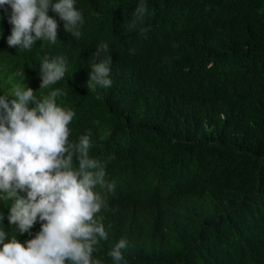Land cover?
Here are the masks:
<instances>
[{"label":"trees","instance_id":"16d2710c","mask_svg":"<svg viewBox=\"0 0 264 264\" xmlns=\"http://www.w3.org/2000/svg\"><path fill=\"white\" fill-rule=\"evenodd\" d=\"M144 2L143 23L130 27L140 0H76L79 38L49 10L57 40L31 50L8 46L11 8L0 7V95L16 84L38 98L61 89L57 104L75 113L69 139L91 133L90 156L115 183L102 216L108 238L94 259L114 264L108 253L125 239L121 264H264V0ZM102 42L109 88L89 81ZM57 56L67 61L65 79L39 89L40 64ZM10 203L0 200L5 242L33 238L8 224Z\"/></svg>","mask_w":264,"mask_h":264},{"label":"clouds","instance_id":"9594fccd","mask_svg":"<svg viewBox=\"0 0 264 264\" xmlns=\"http://www.w3.org/2000/svg\"><path fill=\"white\" fill-rule=\"evenodd\" d=\"M4 5L11 8L9 47L31 50L37 40L55 43L59 25L49 10L64 22L65 32L81 36L84 19L76 0H0V7ZM146 13L140 0L130 27L142 24ZM95 55L104 58L90 65L89 81L108 88V44L100 43ZM66 65L63 56L45 57L39 89L64 80ZM35 92L16 84L10 95H0V200L11 202L8 224L20 234L41 222L39 232L24 244L16 236L5 242L9 234L0 229V264H102L93 254L108 233L97 214L114 194L115 183L106 180L105 165L90 156V132L70 141L75 113L57 104L66 93L55 89L38 98ZM127 247L128 241L120 239L108 253L114 264L124 261Z\"/></svg>","mask_w":264,"mask_h":264},{"label":"bare ground","instance_id":"6f19581e","mask_svg":"<svg viewBox=\"0 0 264 264\" xmlns=\"http://www.w3.org/2000/svg\"><path fill=\"white\" fill-rule=\"evenodd\" d=\"M102 1L104 2V0H102ZM114 1H115V0H114ZM81 4H82V2H81ZM91 4H92V3H91ZM101 4H102V3H101ZM101 4H100V6H101ZM104 4H105V3H104ZM104 4H103V5H104ZM107 4H109L108 1H107ZM107 4H105V5H107ZM110 4H111V2H110ZM78 5H79V4H78ZM88 5H89V4H88ZM79 6H80V5H79ZM83 6H84V5H82V7H83ZM79 8H80V7H79ZM9 9H10V7L7 8V9H5L4 11H2V14H6L5 12H6L7 10H9ZM8 13H11V12H8ZM86 14H88V13H86ZM120 29H121V28H120ZM122 29H123V28H122ZM119 31H120V30H119ZM63 35H64V34H63ZM0 36H1V34H0ZM9 36H10V34H2V37H4L5 39H7ZM158 36H159V35H158ZM64 39H65V38H64ZM64 41H65V40H64ZM69 42H70V41H69ZM69 42H68V43H69ZM52 44H53V43H52ZM152 44H153V43H152ZM152 44H151V45H152ZM176 45H177V44H176ZM78 46H80V45H78ZM71 47H72V46H71ZM47 48H48V47H47ZM43 50H44V49H43ZM79 51H80V49H79ZM79 53H80V52H79ZM36 54H37V53H36ZM78 55H79V54H78ZM94 58H95V57H94ZM157 59H158V58H157ZM148 62H149V61H148ZM145 63H146V62H145ZM147 65H148V64H147ZM16 66H17V65H16ZM88 66H89V65H88ZM137 66H138V65H137ZM154 67H155V66H154ZM126 71H127V70H126ZM11 73H12V72H11ZM35 79H36V78H35ZM110 79H111V78H110ZM147 79H148V78H147ZM36 81H37V79H36ZM39 81H40V79H39ZM36 84H37V83H36ZM68 84H69V83H68ZM91 84H92V83H91ZM113 84H115V83H113ZM113 84H112V85H113ZM122 85H123V84H122ZM35 86H36V85H35ZM66 86H67V85H66ZM93 86H94V85H93ZM113 86H114V85H113ZM108 88H109V87H108ZM122 88H124V87H122ZM84 90H85V89H84ZM90 90H91V89H90ZM109 91H110V90H109ZM44 92H45V91H44ZM92 92H93V91H92ZM99 92H101V91H99ZM131 92H132V91H131ZM173 92H175V91H173ZM96 93H97V92H96ZM102 94H104V93H102ZM106 94H107V92H106ZM124 94H125V93H124ZM128 95H129V94H128ZM173 95H174V93H173ZM38 96H39V95H38ZM126 96H127V95H126ZM129 96H130V95H129ZM103 97H104V96H103ZM105 97H106V96H105ZM131 97H132V96H131ZM137 97H139V96H137ZM164 97H166V96H164ZM169 97H170V96H169ZM174 97H175V96H174ZM179 97H180V96H179ZM58 98H59V97H58ZM58 98H57V100H58ZM101 98H102V97H101ZM161 98H162V97H161ZM167 99H168V98H167ZM130 100H131V99H129V101H130ZM164 100H165V99H164ZM169 100H171V99H169ZM173 100H174V99H172V102H173ZM57 102H59V101H57ZM161 102H162V101H161ZM164 103H165V102H164ZM140 104H141V103H140ZM171 104H172V103H170V105H171ZM127 106H128V105H127ZM168 106H169V105H168ZM172 106H173V105H172ZM178 106H179V105H178ZM124 107H125V106H124ZM124 107H123V108H124ZM144 107H145V106H144ZM174 107H175V106H174ZM181 107H182V106H181ZM135 108H136V107H135ZM169 109H170V108H169ZM176 109H177V107H176ZM178 109H179V108H178ZM180 109H181V108H180ZM124 110H125V108H124ZM76 111H77V110H76ZM79 111H80V110H79ZM169 111H170V110H169ZM171 111H172V110H171ZM100 112H101V111H100ZM127 112H128V110H127ZM125 113H126V112H125ZM182 114H183V113H182ZM121 115H122V114H121ZM121 115H120V116H121ZM125 115H127V113H126ZM128 115H129V114H128ZM131 116H132V115H131ZM80 117H81V116H80ZM126 117H127V116H126ZM228 117H229V116H228ZM127 118H128V117H127ZM229 118H230V117H229ZM239 119H240V118H239ZM74 120H75V119H74ZM127 120H128V119H127ZM228 120H229V119H228ZM232 120H233V119H232ZM173 121H174V120H173ZM175 121H176V120H175ZM234 121H236V120H234ZM74 123H75V122H74ZM128 123H129V122H128ZM75 124H76V123H75ZM238 124H239V123H238ZM233 129H234V128H233ZM74 132H76V131H74ZM71 133H72V132H71ZM136 133H137V132H136ZM72 134H73V133H72ZM124 135H125V134H124ZM72 138H73V137H72ZM72 138L70 137V139H72ZM129 138H130V137H129ZM130 139H131V138H130ZM70 141H72V140H70ZM73 141H74V139H73ZM126 141H128V139H127ZM225 141H226V140H225ZM225 141H224V142H225ZM120 142H121V141H120ZM122 142H123V141H122ZM126 143H127V142H126ZM115 148H117V147L115 146ZM115 148H114V149H115ZM112 150H113V149H112ZM112 153H113V151H112ZM113 155H114V154H113ZM113 155H111V156L113 157ZM106 157H108V156H106ZM109 157H110V156H109ZM112 157H111V158H112ZM112 160H113V158H112ZM112 160H111V161H112ZM129 161H130V160H129ZM132 161H133V160H132ZM128 164H129V163H128ZM130 164H131V163H130ZM134 164H135V163H134ZM134 164H133V165H134ZM126 165H127V164H126ZM128 166H129V165H128ZM128 166H126L127 169H128ZM134 166H135V165H134ZM108 167H110V166L108 165ZM124 167H125V166H124ZM131 167H133V166H131ZM129 168H130V167H129ZM125 172H126V171H125ZM127 172H128V171H127ZM126 181H128V180H126ZM117 184H118V183H117ZM121 184H122V183H121ZM131 186H132V185H131ZM178 190H179V189H178ZM116 191H117V190H116ZM124 192H125V191H124ZM175 192H176V191H175ZM127 193H128V191H127ZM183 198H184V196H183ZM108 200H109V199H108ZM135 200H136V199H135ZM120 201H121V200H120ZM187 201H188V200H187ZM190 201H191V199H190ZM111 202H115V200H114V201H111ZM111 202H110V203H111ZM121 202H122V201H121ZM133 202H134V201H133ZM118 203H119V202H118ZM123 203H124V201H123ZM128 203H130V202H128ZM164 203H165V202H164ZM169 203H170V201H169ZM174 203H175V201H174ZM176 203H177V202H176ZM108 204H109V203H108ZM119 204L121 205L122 203H119ZM124 204H125V203H124ZM130 204H131V203H130ZM132 204H133V203H132ZM132 204H131V205H132ZM137 204H138V203L134 204V206L137 205ZM139 204H140V202H139ZM139 204H138V206H140ZM165 204H166V203H165ZM171 204H173V203H171ZM111 205H112V204H111ZM113 205H114V204H113ZM125 205H126V204H125ZM168 205H169V204H168ZM175 205H176V204H175ZM180 205H181V204H180ZM9 206H10V205H9ZM108 206H109V205H108ZM115 206H116V203H115ZM134 206H133V208H134ZM173 206H174V204H173ZM173 206H172V207H173ZM110 207H112V206H110ZM154 207H155V206H154ZM129 208H130V207H129ZM138 208H139V207H138ZM174 208H175V206H174ZM179 208H180V207H178V209H179ZM183 208H184V207H183ZM189 208H190V206H189ZM120 209H121V208H120ZM140 209H142V208H140ZM156 209H157V208H155V212H157ZM159 209H160V212H161V211H164V210H162V209H164V208L161 209V208L159 207ZM172 209H173V208H172ZM134 210H135V209H134ZM180 210H181V209H180ZM180 210H179V211H180ZM109 211H110V210H108V209L105 207V209H102V210L100 211V214H97V215H99V218H100V217L103 216L104 212H105V213H108ZM137 211H138V210H137ZM142 211H144V214H147V215L149 214V213H148L149 210H148L147 212H145V211H146L145 209L142 210ZM153 211H154V208H153ZM110 212H111V211H110ZM149 212H150V211H149ZM151 212H152V209H151ZM158 212H159V211H158ZM165 212H166V211H165ZM118 213H120V212H118ZM101 214H102V215H101ZM108 214H109V213H108ZM108 214H107V215H108ZM111 214H112V213H111ZM111 214H110V215H111ZM152 214H153V213H152ZM162 214H163V217H164L165 214H164V213H162ZM170 214H171V213H170ZM147 215H146V216H147ZM149 215H151V213H150ZM149 215H148V216H149ZM158 215H159V214H158ZM104 216H106V215L104 214ZM142 216H143V213H142ZM146 216H145V217H146ZM155 216H156V214H155ZM161 216H162V215H161ZM173 216H175V215H173ZM119 217H120V216H119ZM122 217H123V216H122ZM125 217H126V215H125ZM125 217H124L123 219H127V218H125ZM152 217H154V216H152ZM157 218H158V216H157ZM157 218H156V219H157ZM160 218L162 219V217H160ZM145 219H146V218H145ZM153 219H155V218H153ZM158 219H159V218H158ZM163 219H164V218H163ZM102 220H103V219H102ZM148 220H149V218H148ZM171 220H174V219H171ZM135 221H136V220H135ZM150 221H152V220H150ZM159 221H160V219H159ZM161 221H162V220H161ZM3 222H4V219H3V218H0V225H1V223L3 224ZM126 222H127V221H126ZM155 222H156V221H155ZM168 222H169V221H168ZM168 222H167V223H168ZM173 222H174V221H173ZM222 222H223V221H222ZM137 223H138V222H137ZM145 223H146V222H145ZM145 223H144V224H145ZM163 223H164V222H163ZM103 224H104V223H103ZM147 224H148V223H147ZM147 224H145V226H147V228H148L149 226H148ZM157 224H158V223H157ZM160 224H161V223H160ZM120 225H121V224H120ZM139 225H140V224H139ZM40 226H41V222L38 221V222L33 226V228L30 230V232L33 233V234L38 233L39 230H40ZM140 226H141V225H140ZM142 226H143V225H142ZM151 226H152V225H151ZM159 226H160V225H159ZM171 226H172V225H171ZM153 227H154V226H153ZM166 227H167V226H166ZM123 228L125 229V227H123ZM134 228H135V227H134ZM120 230H121V229H120ZM156 230H157V229H156ZM161 230H162V229H161ZM153 232H154V230H153ZM17 240H18V241H21L22 244H24V243L26 242L23 238H17ZM218 241H219V240H218ZM154 243H155V242H154ZM158 243H159V242H158ZM165 245H166V244H165ZM167 246H169V245H167ZM223 247H224V246H223ZM217 248H218V247H217ZM148 249H149V248H148ZM165 249H166V248H165ZM224 251H225V250H224ZM202 253H203V252H202ZM215 253H216V252H215ZM149 254H150V253H149ZM223 255H224V254H223ZM219 258H220V257H219ZM223 258H224V257H223ZM221 259H222V258H221ZM179 264H180V263H179Z\"/></svg>","mask_w":264,"mask_h":264}]
</instances>
